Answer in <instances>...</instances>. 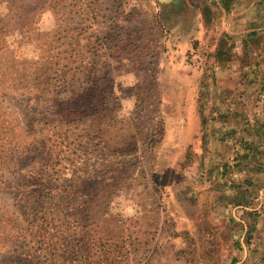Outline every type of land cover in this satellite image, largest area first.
Listing matches in <instances>:
<instances>
[{
	"label": "rangeland",
	"instance_id": "1",
	"mask_svg": "<svg viewBox=\"0 0 264 264\" xmlns=\"http://www.w3.org/2000/svg\"><path fill=\"white\" fill-rule=\"evenodd\" d=\"M231 1L227 13L219 0H0V18L30 19L25 36L11 27L7 38L23 55L28 80L44 63L39 48L45 41L38 38L53 31L55 53L70 43L79 64L99 67L90 90L3 99L0 131L8 137L0 141V161L9 168L0 167L6 183L0 207L14 242L0 247V264H44L18 237L33 248L48 235L55 242L67 207L83 201L91 207L86 232L96 241L88 264H264V177L241 179L237 187L229 175L240 164L264 173V154L235 167L229 157L235 137L214 123L215 90L229 87L236 98L222 102L235 100L238 118L264 119V0ZM7 3L16 5L9 11ZM222 73L234 80L220 81ZM247 76L256 83L245 99L239 96ZM174 89L187 96H169ZM177 123L197 129L180 153L168 148L167 128ZM209 137L219 160L207 161ZM69 185L70 198L53 196ZM237 203L249 211L233 212ZM54 210L62 211L58 224ZM193 210L194 218L184 221ZM37 216L40 226L33 223ZM82 236L76 229L77 247ZM77 253L74 264L86 255Z\"/></svg>",
	"mask_w": 264,
	"mask_h": 264
},
{
	"label": "trees",
	"instance_id": "2",
	"mask_svg": "<svg viewBox=\"0 0 264 264\" xmlns=\"http://www.w3.org/2000/svg\"><path fill=\"white\" fill-rule=\"evenodd\" d=\"M219 2H221L225 12L228 13L229 5L232 1L219 0ZM12 5L16 4L12 3ZM12 5L11 3H7V10H12ZM18 8L22 10V7ZM22 18L23 19L21 20L18 19L19 22L17 20L15 22H9L0 18V118L5 117L4 112H2L3 99L10 97L11 95L24 96L30 94L29 92L40 93L42 91L52 94H55L56 92L70 93L71 91V93H73V91H84L86 89L90 90L96 86L95 79L99 68L96 63L90 62L88 64H79L77 62L79 61V58L75 55V50L72 49L70 43L68 44L69 47L67 46V51H63V53H55V47L51 48V44L55 43V37L57 36L56 31L48 34H42L41 37L38 38L39 40L45 41V43H43L39 48L42 52L41 61H44V63H41L39 70L40 74L36 76L34 80H28L23 73L25 64L23 55H16L11 49V45L7 39L11 36L9 31V28L11 27H15L13 32H17L22 36H25L27 32L30 31V19L25 14ZM29 35H32V33L30 32ZM61 55H65V57H60ZM78 80H81L80 84L85 85V87H82L81 85L76 87ZM111 95L112 90L109 93V96ZM105 110L106 109L104 107L101 111ZM260 125L256 127L254 135L255 133L261 135L264 141V124ZM6 137L8 136L5 130H1L0 141H7ZM243 158H246V156H243ZM8 164L9 162L6 160L0 161V167H3L5 170L6 168H9L7 167ZM235 167H238V164L235 165ZM5 184V182L0 180V186ZM72 188V185L64 187L63 190L59 188L58 191H55L56 194L53 196H59L61 199H68L71 197ZM81 204L77 209L67 207L64 217L66 221L65 223L59 224V228L62 229L60 237V230L56 232V237H52L55 242L51 240L50 235L47 236L46 242L36 248H33L34 246L30 247V242L25 243L26 241L21 239V237H18L21 240L20 242L28 248L27 250H29V252L36 254V258L41 260L44 264H74L76 261V255L78 254L77 252H80L82 249L85 250L86 255L79 258V264H88L90 256L88 255V250L96 245V241H94V239L91 240L89 234L86 232L87 229H92L91 224L89 225L92 221L91 207L87 201H83ZM237 205L239 206L241 204L237 203ZM54 211L56 212V218H60L59 216H61L62 211ZM77 215L79 217H76ZM34 222L40 226L41 217L38 218L37 216L33 223ZM51 223L52 222L48 221V219L42 221V226L46 232L52 230L50 227ZM58 223L59 219L57 224ZM8 225L9 222L7 219V212L4 209V206H2L0 207V247L5 250L9 247L11 242H14V240L12 241V238L10 237L9 230H7ZM76 229L83 230V240H76L80 244L79 247L75 245L74 234ZM111 241L114 242V239H106V242Z\"/></svg>",
	"mask_w": 264,
	"mask_h": 264
},
{
	"label": "crops",
	"instance_id": "3",
	"mask_svg": "<svg viewBox=\"0 0 264 264\" xmlns=\"http://www.w3.org/2000/svg\"><path fill=\"white\" fill-rule=\"evenodd\" d=\"M246 1H249V0H246ZM235 48H237V45ZM238 49H240V48H238ZM225 75H223V73H222V75H219V78H220L219 80L220 81L227 80V79H233L234 80V77H235L234 75L231 74L230 78H227ZM236 80H237V77H236ZM248 80H249V77L247 76L245 81H244L246 83L245 85H247V86H246V89L243 90V94L241 96H239L241 98L247 99L251 94L250 89L248 87L250 85H253L254 83H256V81L252 82L251 80H249V81ZM188 81H189V79H188ZM232 81L230 80L229 82H232ZM189 84L192 85L193 81H191ZM257 84H260V82L257 81ZM232 89H233L232 87H229V88H219V89L215 90L216 98L219 99V100H217L218 102L216 103L217 111L219 112V118L214 123H215V127H217L220 131L222 130L223 132H225L223 134H228L226 131L228 128H230V136L233 135L235 138H234V141L230 142L232 144V154L229 155V157L231 156V159H233V161H235L236 163L238 161H240L242 163V162L249 161L253 155L259 157V155L264 154V141H263L262 136L257 134V133H255V135H254L256 127H258L260 124L264 123V121H263L264 119L263 120L255 119V116H253L252 113L244 115L246 117H249L248 119H245L244 116H243L244 117L243 119L238 118V117H240L238 114L242 115V110L238 109L235 106L236 105L235 100L230 102L228 104V106L226 105V103L222 102V99L225 97L236 98V95L234 93H230ZM171 92L173 94L171 93V95H169V96H172L173 98H176V97L181 98L183 96H187L185 91H179V90L174 89ZM189 96L192 99H194L197 96V94L195 95V93L190 92ZM246 107H247V105H246ZM194 113H195V120L197 121L196 117L198 114L196 112H194ZM228 115H230V118L228 117V119H231L229 122L230 123L229 125H227V123H225V119H223L224 116H228ZM181 120L184 121V117L181 118ZM174 121H176V120H174ZM200 123L197 121L198 125H200ZM260 127H261V125H260ZM195 130H197V129H195V127L193 129V128L187 126L186 124L181 125V124L177 123V124H173V125L169 126L167 128V132H170L169 133V141H168V143H170V144H169L168 148H173L174 153L175 152L180 153L181 150L187 148L191 144L192 141H190V140H191V137H193V132H195ZM216 135L218 136V135H222V134H218L215 132L214 136H216ZM178 136L181 137V141H178ZM214 136H213V138H214ZM256 141H259L260 143L257 144ZM208 142L210 144H209L207 151H205L207 161L209 162V161L219 160L217 157L222 156V153H219V151L215 150L218 148V147H216V146H218L215 143L216 141H212V139L210 140V137H209ZM197 145L199 148H201L202 147L201 141H197ZM243 156H246V158H243ZM229 172H231L229 174L230 176H234L237 179V180L231 179V182L235 183V185L244 182V180H241V179H251L254 177L255 178H263L264 177V173H262V172H260L261 174L255 173V171H253L251 168H248L247 166H244V164H240V168H237L236 170L229 171ZM222 176H218V179L220 181H222L221 180ZM227 184H230V182H228ZM244 185L246 186V188H248L251 185V183H249L247 181V183L245 182ZM237 187H239V186L237 185ZM237 189L239 190V188H237ZM238 193L239 192L237 191V194ZM260 194L262 195V192ZM232 207H233V212H236L237 210L240 211L241 209L249 211V209L246 205H244V206L243 205H239V206L234 205ZM229 208L230 207H228V208L227 207H220V208H217V210H221L223 212V210H225V209L228 210ZM196 209H197V211H199L200 206H198ZM189 213L190 212L187 211V213L185 214L184 221H191V219L194 218L192 215L195 214L196 211H194V210L191 211V215ZM214 217H215V214L213 213L212 216L210 217L212 221L213 220L216 221V219H214Z\"/></svg>",
	"mask_w": 264,
	"mask_h": 264
}]
</instances>
